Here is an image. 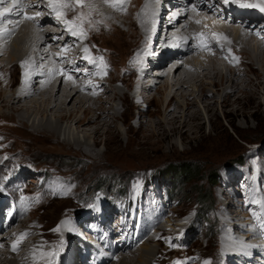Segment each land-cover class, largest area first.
<instances>
[{"label":"rangeland","instance_id":"rangeland-1","mask_svg":"<svg viewBox=\"0 0 264 264\" xmlns=\"http://www.w3.org/2000/svg\"><path fill=\"white\" fill-rule=\"evenodd\" d=\"M143 1L138 0L137 4L140 6ZM243 1L247 4H259L258 2V4L250 3L248 0ZM72 3H65L67 10L63 19L68 22L71 18L72 21L82 14L84 19L82 28L76 29V25L71 26L76 32L78 31L77 35H74L77 37L74 39L79 41H77L78 44L71 34L73 42L79 46L76 47L75 52H82L91 57L92 55L89 53L91 50L92 53L95 52L97 57L98 54L101 55L97 61L98 63L102 62L103 65L99 68L104 71L106 69L108 72V77L104 79H107L109 83L105 82L106 85L96 91L98 95L96 93L95 95L91 94L93 99L114 90H120L125 95L134 98L123 103L125 105L122 107V111L117 108L121 106L120 101L110 102L112 104L110 111L119 118L113 124L118 131V139L115 138L114 134L103 135L104 133H100V135H95L93 130L95 126L92 125L83 130L84 133L89 131L86 133L88 136L84 141L86 146L93 150L92 154H96L97 157L95 158L84 155L75 148L66 145L71 144L74 139L83 140V135L77 133L73 122L62 123L57 137H46L36 134L32 130V123L37 122L38 117L36 119L30 118L29 121L23 123L26 128L31 129L30 131L26 128L22 129L17 118H11L8 111H0V188H2L0 190V207L4 205V197L8 198V196L13 200H18V206L25 202L23 207L28 211L24 214L18 208L16 216L19 214L25 219L23 227L20 228L23 232L27 228H31L30 225H34V241L27 245V250L32 253L29 254L34 255V249H39L38 251L43 253L49 250L54 255L47 259L50 261L47 264H66L68 260H72L71 264H79L77 255L83 251L88 252L87 246L92 248L88 245L92 238L89 236L88 239H85L81 224L84 223L85 228L87 222H96L99 225L101 222L110 229L111 233L112 230H116L111 228L114 224L111 222L113 220L107 222L106 217L110 218L109 214L119 215L121 208L118 205L111 207L107 197L105 198L106 191H115L113 195L118 196L117 198L120 200L123 198L124 202L129 193L132 197L137 198L134 207L138 210V216L141 217L142 221L144 222L146 218L152 216L151 219L154 221L152 222L154 225L152 233L164 230L163 237L158 240L160 242H152L155 256L153 258L156 261L150 262L151 264H167V258L172 260L174 257L187 256L188 258L192 257L196 264L197 262L206 264L207 260L209 264H235L241 261L242 264H264V262L259 261V259H263L257 254L258 250H255L251 255L249 254L250 258L244 251L237 253L242 248L248 249V246L252 244L255 248H261L260 250L264 253L261 235L253 234L255 235L254 242L245 237L248 234V228L251 227L248 225L253 221L251 217L249 219L247 216V214L252 215L254 213L255 208L251 206L261 205L264 201L262 198L264 195V105L261 103L264 100V87L261 86V89H256L257 94L253 101L244 97L246 93L255 90L253 87H246V81L254 79V75L258 72L264 74V71L259 70L260 64L256 62V58L251 57V64L249 58L243 61L242 56L238 57L237 54L230 52H227V56L224 58H219L218 62H223L226 67L228 66L230 69L234 67V82L236 81L237 87H241L243 90L240 95L242 100L230 108L222 107L220 100L223 91L218 90L212 94V88L205 87L203 94L199 95L195 94L196 87L191 84V95L194 97L195 106L190 109L198 112L200 118L196 122H190L186 132L184 128L175 133H169L168 130L171 126L160 128L159 125L160 121H166L170 118L163 114L159 106L160 98L163 100L164 96L161 95V90L155 89V86L152 88L151 85H139L143 82L141 71L146 59L144 58L143 62L138 65L135 55L137 57V51L141 47L143 49L146 44L142 32H139L140 29L137 25L134 26L136 24L133 22L134 20L130 19L132 16L124 17L116 11L117 15L113 17L114 20L106 22L87 15L83 7L77 6L78 9L76 7L73 9ZM157 4L162 6L164 1L154 2L155 6H158ZM254 9L256 8L254 7ZM47 11L48 9H42L39 13L41 12L44 16ZM50 15L57 18L49 10V17ZM167 17L168 15L165 16V18ZM263 22L264 19H259L258 23L249 25L255 27L262 23L259 32L252 28V32L258 35L256 37L261 41L259 44L262 46H264ZM224 25H226L227 30L234 29V27L237 30H242L238 24L236 25L239 27L234 24L224 23ZM162 28L154 41L155 46L148 49V56L150 58L153 56V63L160 62V60L156 61L157 57L155 56L162 54L161 52L164 50V48H160V39L164 35ZM226 36H231V34L228 33ZM259 44L256 45L258 48L255 49V52L261 55L262 51ZM87 45L88 47H86ZM233 57L238 58V62L234 61ZM203 66L207 67L206 65ZM78 67L80 66L73 67L74 71L78 72ZM166 67L163 65L151 69L148 80H152L151 82L154 83L157 72L159 73L160 69ZM15 69H18L19 73L15 70L16 72L12 71L11 75L6 74L7 80L13 82L15 79L14 86L19 83L21 74L19 65L17 68L15 65ZM225 74L226 69L221 70L220 76L224 87L229 84ZM4 89L5 86H2L0 78V91H4ZM86 93L85 98L90 96L89 91ZM235 94L233 92L227 97V100L231 101ZM147 98L149 100L151 98L149 103H147ZM174 101L175 103H171L169 108L172 111L175 110L176 104L181 106L183 103L181 98H175ZM259 103L260 106L257 108ZM207 105L208 108H212L209 112L204 107ZM181 110L182 107L178 111ZM227 111L233 112L229 116L226 114ZM256 111L261 113V117L254 115ZM85 116L86 119H91L90 114ZM8 118L12 120L8 121ZM50 118L53 121L54 117ZM163 130H167V134H169L167 139L165 133L161 132ZM110 131H113V127ZM184 166H193V172L190 175L178 174L174 177L175 170ZM251 175H256L260 182L261 197L255 201L256 204L250 202V195L246 193L250 186L252 188L257 187V184L250 185L248 183ZM102 179H106V181L102 182ZM47 182L52 185L56 184L59 191L54 190ZM241 188H245V190ZM37 196H41V198L36 200ZM34 198V201H27ZM200 198L209 200L206 202L207 204L202 205L199 202ZM105 205L110 206V209ZM87 206L94 208L87 210L85 208ZM99 209H101V213L98 211ZM111 210H113L112 213H110ZM123 213H126L125 207ZM2 214L0 221H3ZM86 214L89 216H85ZM228 214H231L232 218H228ZM71 219H74L72 223ZM16 220L9 223L6 231L9 230L8 232L11 233L19 229L18 220ZM168 223L170 225L167 229ZM61 224L72 226V228L63 230ZM186 224L190 226L186 227ZM182 228L184 229L181 232V238L173 242L176 232ZM56 229L60 230L57 231ZM140 230L141 239L137 240L139 243L132 244V252L125 253L127 259L132 257L134 252H137L142 241L148 240L147 237L151 236V232H149L144 239L145 226ZM228 231L230 234L227 235V238L232 239L233 243L223 249L224 236ZM256 232L260 234L258 230ZM26 238L29 239V237ZM168 239L172 240L171 251L167 246L166 240ZM239 240L241 242H238ZM40 245L41 247H39ZM108 246L105 249H109ZM75 249L76 251H74ZM179 249H181L179 254L181 256L174 253ZM93 250L102 255L101 248H94ZM228 250H232L234 254L227 253ZM249 251L250 249L247 250V253ZM172 253L174 254L172 255ZM72 254L75 256V260L71 257ZM30 255L28 262L31 264L32 256ZM226 255L228 256L227 259ZM240 255L243 256V260H241L242 256ZM116 256V254L113 256L114 259ZM101 257H103L105 264L106 254ZM233 257L234 259L229 262L228 259ZM20 258L18 254L8 253L7 256L0 257V264H7L9 261L10 264H16V261L17 264L19 262L24 264L19 260H28L26 257ZM126 258L122 256L120 261ZM254 258L255 260H253ZM90 259L91 257H89ZM251 261L254 263H250ZM112 262L113 260H110V263Z\"/></svg>","mask_w":264,"mask_h":264},{"label":"bare ground","instance_id":"bare-ground-1","mask_svg":"<svg viewBox=\"0 0 264 264\" xmlns=\"http://www.w3.org/2000/svg\"><path fill=\"white\" fill-rule=\"evenodd\" d=\"M137 1L138 0H127V3L124 5V11H120L116 8L110 7L104 2V0H82V3L84 5L83 9L87 13V15L93 16L97 20L111 22L113 17L117 15L116 11L120 12L124 17L132 16L130 19L134 20L133 22L136 23L134 24V26L137 25L138 29H140V31H138L142 32L143 40L146 44L143 49L141 47L140 50L137 51L138 56L136 57L135 55V59L138 62V65L143 62L144 58L146 59V62H143V64L145 65V69L142 68L141 71V78L143 79V82L139 85H151L152 88L155 86V89L161 90L160 93L162 96H164L163 100L160 98L159 106L161 107V111L163 112V114L170 118H168V120L166 121H160L159 125L160 128L162 126H171L169 127V130L167 129L169 133H175L177 130H181L184 128L186 132V129L190 125L189 123L192 121L196 122L200 118L198 112H195V110L192 111L190 109L195 106L194 97L191 95V84L195 85V94L199 95L203 94L205 87L212 88V94H215L218 90L223 91V96L220 100V106L222 107L230 108L233 104L236 105V103L242 100L240 95L243 93V90L241 87V89L237 87L238 85L235 83L236 81L234 82V67L233 69H230L228 68V66L226 67V65H223V62H218L219 58H224L225 56H227V52L237 54L238 57L242 56L243 61L244 59L249 58L250 64L251 57H255L256 62L260 64L259 70L264 71V46H262V44H259V42L261 41H259V39L256 37L258 35L255 34V32H252V28L259 32L261 30L262 23L259 24L260 27H250L248 25L247 27L243 26L241 28L242 30H237V28L235 27L234 29L227 30L224 23L234 24L237 27L239 26L234 23L233 19L227 21L225 18L221 20L213 18L211 19V21H207L208 25L214 30L213 37L209 39L211 45H208L207 49H202V47L199 46V41L201 40L199 34L202 33L203 38H206L207 36L203 33L205 27L197 23L199 22V19L204 18L206 15H210L209 13L211 12V10L209 5L213 4V2L206 5L203 1H201L197 5L196 10L188 12V9L185 6H176V0H163L164 4L162 6H159L157 4L159 7L155 6L154 2H159L161 0H144L140 4V6L139 4H137ZM235 1L236 0H230L228 5L233 4ZM248 1L255 4L260 3V0ZM30 2L32 5L31 10H33L34 12H38H36L32 16L34 19H27L24 21L23 19L25 18V15L23 14V10L19 3L15 4L12 2V0H3V3H0V12H3L5 8L11 9V11L6 15L0 16V78L2 80V86H5L4 91H0V111L6 110L9 112L8 114L11 116V118L16 117L17 122H19L18 124H20L22 129L26 128L23 123L29 121L30 118L36 119L38 117L39 120L35 123H32V130L34 131V133L39 135L41 134L46 137H57L60 133L62 123L73 122L76 126L77 133H81L83 135V140L80 141L78 139H74L72 143L70 142L71 144L66 145L69 147H73V149L75 148L77 151H80L84 155L86 154L88 156H91L92 158H95L97 157L96 154H92L93 150L86 146V143L84 141L88 136L86 133L89 131L86 130L87 132L84 133L83 130L85 129V127L92 125L95 126V129H93L95 135H100V133H104L103 135L114 134L115 138L118 139V131L113 126V124L117 120H119V118L110 111L112 109V104L110 102L114 103V101L116 100L120 101L121 106H118L117 108L118 110L122 111V107L125 105L123 103L131 101V98L134 97L127 96L120 90H114L104 93L101 96H98L96 99H93V95H95V93L97 94L96 91L100 87L103 88L106 85L105 82H107V79L104 78L108 77V72L106 71V69L105 71L100 69V66L103 65L102 62L98 63L97 61L98 57L101 55L98 54L97 57L96 54H94L95 52L92 53L90 49L89 53H91V57H89V55H84L85 53L83 54L82 52H78L79 49L77 51L78 53L75 52L76 47L79 46H76L73 41L76 40L74 38L77 37L73 35L74 40L71 38V32H69L67 28H65L66 19H63V15L67 8L63 7V9H61L62 15L60 16L59 20L57 18L51 17V15L49 17V10L52 11L49 6L50 2L55 3L57 2V0H30ZM59 2H63L65 4L68 2H73V0H59ZM197 3L198 2L193 1L192 5ZM224 6V4L217 1L215 5V11L222 12ZM176 7L182 8L180 9L181 13L176 18V20L166 25L165 16L169 15L172 10L176 9ZM42 9H48L47 13L44 16H42L41 12L39 13V11H41ZM37 13H39V15H37ZM222 14L230 15V13L227 11H223ZM154 19L157 20L156 23H154ZM235 19H239L238 16H235ZM69 21H71V18L68 20V22ZM256 23L254 22V24ZM198 26L200 27V30L198 29ZM161 27H163L162 29L164 30V35L161 39L159 38L161 43L160 48H164V50L161 52L162 54L155 56L157 57L156 61L160 60V62L153 63V56H151V58L148 56V49L155 46L154 41L159 35ZM228 33L231 34V36H226V34ZM38 35H42L45 38L49 37L47 43H51V45H54L52 48L59 45L58 39L56 40V37L63 36L64 43L67 44L66 53L62 54L61 52H59L62 55L49 57L48 52L45 49L46 41L38 43L34 42V39ZM236 36L238 37L237 39ZM225 37L226 39H224ZM77 41L78 39L76 40V43L78 44L79 41ZM257 44H259V47L262 51L261 55L255 52V49L258 48L256 46ZM86 47H88V45ZM82 50H84V48H82ZM145 55L147 58L145 57ZM226 58L228 59V57ZM22 63L24 64V67L21 66ZM14 64L16 65V68L17 65H19L21 69V74L19 77L20 81L19 83H16V86H14L15 79L12 82L7 80L8 77H6V74L9 73L11 75V72L16 70ZM163 65L167 67L164 69H160L159 73L157 72V78L155 79L154 83L151 82L152 80L149 81L148 79L150 70L158 68L159 66L161 67ZM203 65H206L207 67ZM76 66H80L78 67V72L74 71L73 67ZM167 69L169 70V72H167ZM223 69H226L225 76L227 75L228 78L226 81L229 83L225 87L224 83L222 82V77L220 76L221 70ZM165 70L167 71L165 72ZM16 71H18V69ZM261 86L264 87V74H260L258 72L256 73V75H254V79L246 81V87H253L255 88V90L248 94L246 93L244 97H246L249 101H253L255 95L257 94L256 89H259ZM88 91L90 93V96L85 98V94H87L86 92ZM233 92L236 93L235 96H233V99L231 101L227 100V97L233 94ZM175 98H181L183 100V103L181 106L179 104H176V108L174 107L175 110L172 111V109L170 110L169 108L171 103H175ZM150 101L151 98L150 100L147 98V103H149ZM261 103H263L264 105V100ZM259 106L260 103L257 105V108ZM181 107L182 110L178 111ZM204 107H206V110L208 112L212 110V108H208V105ZM232 112L227 111L226 114L230 116ZM86 114H90L91 119H86ZM260 114L261 113L258 111L254 113L255 116L261 117ZM50 117H54L53 121ZM11 118H8V121H10ZM13 123L15 124V122ZM111 127H113V131H110ZM26 129L31 131V129L29 128ZM167 130L161 131L163 132V134L165 133L164 135L166 139L169 136V134H167ZM95 143L96 141L94 142V144ZM253 204L256 203L254 202ZM4 207L5 205H1L0 215L2 214ZM251 207L255 209L256 207L264 208V201L261 205L259 204ZM98 211L100 212L101 209H99ZM17 213L18 212L16 208L9 222L11 223L15 222L16 219L18 220L19 229H17L16 232L10 233L8 232L9 230L6 231V228L9 224L4 225V222L0 221V257L7 256L8 253H12L13 255L18 254L21 258H28V260L22 259L19 261L23 262L24 264H30L28 261L30 255L29 253L31 252L27 250V245L34 241V225H30L29 227L31 228L25 227L27 228V230H24V232L23 230H20V228L23 227L22 225L25 223V219L22 215L18 214L16 216ZM247 216L250 219L251 215L247 214ZM2 217L4 218V214H2ZM228 218H232V215L228 214ZM134 219L136 221L135 228H138V231L141 235L142 233L140 229L143 228V226L147 228V225L142 221L141 217L137 215L134 216ZM169 225L170 224L168 223L167 229ZM62 228L63 230H69L70 228H72V226L69 227L64 224V226L62 225ZM29 231H31L32 233H30ZM153 231L156 232L155 229H153ZM24 233V240L19 242L16 251H13V244H17L20 236ZM156 233L158 236L155 240L142 241L139 249L137 248V252H134L135 254H132V257H128V259L126 258V254L131 250L133 251L132 244H129L128 246L120 245L119 247H117V245L114 247L112 246L113 252L110 255H108V249H105V252H107L104 253V255L106 254L107 256L104 259L105 264H109L110 260H113V262L110 264H146L148 262L150 263L152 261H156V259L153 258L155 256L152 242H160L158 240L163 237L162 235L164 233V230L157 231ZM228 234H230L229 231L224 236L223 249L225 248V246L233 243L232 239L227 238ZM260 234H256V236H260ZM26 237H29V239L27 240ZM245 237L250 241H255V238H253L255 237V235L251 237L248 233ZM139 239H141V236ZM238 242H241V240H239ZM107 243H109L111 246V243L109 241H106V245L104 241V248L109 245ZM88 245L91 246V244ZM101 245L102 244H99L100 247ZM39 247H41V245ZM251 248L253 252H255V250H258L257 254H259V257L264 259V253L260 250L261 248H255L253 244L251 245ZM86 249H88L89 253H79V255H77V260L86 262L87 264H92L95 257L93 256L92 259L89 260V256L92 253L95 254L97 252L95 250L92 251V248H88V246ZM168 249L170 250V248ZM38 250L34 249V255H30L32 256L31 264H47L48 262H50L47 259L50 256H53L54 253L49 250H46V253H43L42 251L39 252ZM74 251H76V249ZM115 254L117 256L114 259L113 256ZM122 256H124L126 259L120 261V258ZM247 256L249 258V255ZM71 257L75 260L74 255ZM248 258L246 259L248 260ZM233 259L234 257L228 259V261L231 262ZM100 260V264H104L103 259L100 258ZM253 260H255V258ZM259 261L261 263L264 262L260 259ZM9 262L7 264H10ZM15 263L17 264V261ZM67 263L71 264L72 260H68L66 264ZM250 263L254 262L251 261ZM19 264L22 263L19 262ZM193 264L196 263L193 262ZM197 264H199V262H197ZM235 264H240V262H236Z\"/></svg>","mask_w":264,"mask_h":264},{"label":"snow or ice","instance_id":"snow-or-ice-1","mask_svg":"<svg viewBox=\"0 0 264 264\" xmlns=\"http://www.w3.org/2000/svg\"><path fill=\"white\" fill-rule=\"evenodd\" d=\"M104 2L108 4L110 7L116 8L117 10H120V11H124L125 10L124 5L127 3V0H104ZM218 2L227 5L229 3V0H218ZM0 3H3V0H0ZM49 6L52 12L56 15L57 19L59 20L60 16L62 15L61 9L65 7L66 5L64 3L59 2V0H57V2L55 3L50 2ZM77 6H80V7L84 6L82 3V0H73V3H72L73 9ZM239 6L242 8L258 7L260 11L264 12V0H260V3L258 5L240 3ZM10 11L11 9L5 8L3 12H0V16H4ZM37 15H39V13H37ZM25 19H34V18L30 16H25ZM83 23H84V19H83V14H82L81 16H77L74 20L66 22V28L68 31L71 32L72 35H77V32L71 27V25H76L77 28H82ZM82 34L83 33H81V35ZM199 35H200V38L203 39V34L201 33ZM224 39H226V37ZM200 46L204 47L205 45L202 44ZM85 52H87V49H85ZM233 60L238 62V58L233 57ZM21 66L24 67V64L22 63ZM56 230L58 231L59 229H56ZM24 235L25 234L21 235V238L20 240H18L17 244H13L12 246L13 251H16L18 243L22 241ZM206 264H208V262H206Z\"/></svg>","mask_w":264,"mask_h":264},{"label":"trees","instance_id":"trees-1","mask_svg":"<svg viewBox=\"0 0 264 264\" xmlns=\"http://www.w3.org/2000/svg\"><path fill=\"white\" fill-rule=\"evenodd\" d=\"M195 167V166H194ZM193 172V166H190V167H187V166H184L183 168L182 167H180V168H178V169H176L175 170V176L174 177H176V176H178V174L180 175V174H182V175H190L191 173ZM169 174H171L170 172H169ZM215 180V179H214ZM104 181H106V179H102V182H104ZM201 199V198H200ZM209 200V199H208ZM206 198H202L201 200H199V202H200V204H207L206 202L208 201ZM210 202V201H209ZM208 202V203H209Z\"/></svg>","mask_w":264,"mask_h":264}]
</instances>
